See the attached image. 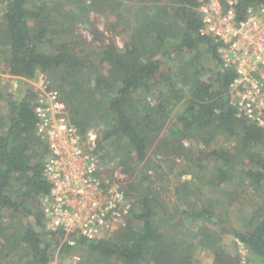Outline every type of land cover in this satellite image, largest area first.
<instances>
[{"label": "trees", "instance_id": "1", "mask_svg": "<svg viewBox=\"0 0 264 264\" xmlns=\"http://www.w3.org/2000/svg\"><path fill=\"white\" fill-rule=\"evenodd\" d=\"M61 1L85 17L90 11L116 17L111 25L116 30L126 0ZM138 1L150 11L125 29L129 37L124 48L109 42L90 55L78 43H56L49 37L61 17H71L59 2L36 7L31 0H0V74L18 80L16 93L7 94L6 110L0 114V214L8 211L15 221L6 226L0 215V264H10L9 258L19 249L24 264H49L56 247L62 254H78L76 264H197L193 242L212 251V264H264V202L241 227L227 224L211 201L199 207L194 202L180 213L192 227L178 234L167 223L169 214L157 195L137 191L135 197L130 195L133 209L128 224L107 239L79 240L72 248L61 244L59 232L44 228L40 200L49 191L43 178L47 150L35 133L36 94L30 84L40 74L55 82L72 124L81 132L99 129L101 161L116 160L127 174L145 161L167 120L171 98L183 94L174 79L178 76L187 93L177 140L162 141L160 146H174L181 155L182 139L200 142L205 158L216 161V188L234 178L228 172H236L250 180L252 189H264V132L236 116L228 96L232 72L222 66L213 41L200 37L196 0ZM258 5L264 0H239L237 16ZM99 39L97 35L95 40ZM5 53L8 57H3ZM205 53L216 68L212 81L201 79L200 58ZM172 57L177 63L174 77L164 70ZM219 136L232 140L234 147L210 148ZM131 189L135 188L127 187L129 194ZM224 237L247 250L246 263L228 258L221 244Z\"/></svg>", "mask_w": 264, "mask_h": 264}, {"label": "built area", "instance_id": "2", "mask_svg": "<svg viewBox=\"0 0 264 264\" xmlns=\"http://www.w3.org/2000/svg\"><path fill=\"white\" fill-rule=\"evenodd\" d=\"M196 2L200 37L213 41L222 66L232 72L228 96L236 116L264 132V5L249 7L240 18L239 0ZM30 84L35 133L47 150L43 178L49 191L40 200L45 230L59 232L61 244L72 248L79 240L111 237L132 217L124 172L103 164L99 129L81 132L72 124L58 89L41 75Z\"/></svg>", "mask_w": 264, "mask_h": 264}, {"label": "rangeland", "instance_id": "3", "mask_svg": "<svg viewBox=\"0 0 264 264\" xmlns=\"http://www.w3.org/2000/svg\"><path fill=\"white\" fill-rule=\"evenodd\" d=\"M31 3L36 7H41L43 4L58 3L64 11H70L69 16L71 17H61L60 25L57 28H53L55 34L49 33V37H52L56 43L65 41L78 43L77 45H81L85 52L90 55H93L95 50L103 48L109 42L113 43L118 49H123L129 37L125 29L131 26L137 18L141 20L150 11L138 0H126L121 9L122 11L120 10L121 17L119 23H117L119 25L118 29L114 30L111 25H115L118 21L116 17H106L95 11H90L85 17L84 15H79L74 7H71L70 3L61 0H31ZM97 35L100 37L98 41L95 40ZM3 57H8V54L5 53ZM186 57L188 58L189 56L186 55ZM174 60V57H172L166 63V66H164L165 72L172 74L173 77L177 71V63ZM200 63L204 69L201 79L212 81L216 68L210 55L205 53L200 58ZM40 75L47 83L56 87L52 79L46 75ZM174 79L177 87L183 90V94L178 95L181 99L178 96L171 98L172 104L169 108L167 120L159 131L158 136L152 141L145 161L136 164L134 173H124L125 187L126 189L128 186L135 188L130 190V195L134 197L137 191H150L156 194L165 212H167V215L169 214L165 218L167 223L172 226L173 232L178 234L184 232L183 228L192 227L182 217L181 211L188 209L194 202L199 207L206 200L211 201L214 210L227 224L241 227L249 221L256 207L264 202V189L257 191L252 189L250 187V180L243 178V175L236 172H228V176L233 174L234 178L216 188V161L211 158H205L204 151L206 149L201 146L200 142L192 139H182L180 144H182L185 150H182L183 153L181 155L177 153V150L173 149L174 146L171 148L160 146L162 141L174 144V141L177 140L176 129L180 128L178 118L182 115L185 108V98L183 97L187 93V87L182 86L178 76L175 75ZM0 86L2 95V98H0L1 114L6 110L7 94L16 93L18 80L10 79L0 74ZM154 88L164 93L168 92L167 87L162 85H155ZM148 100L152 104L157 103L156 100L151 99V96H148ZM233 147L234 142L225 137L219 136L210 142V148H226L231 150ZM103 164L110 169H121L116 160L107 161ZM144 175L147 180L142 181L143 177H145ZM0 215L3 216L2 221H4L6 226L15 224V221L10 216V212L4 211ZM135 225L139 226V224ZM221 244L228 258L238 257L242 263L247 262V250L241 244L236 243L231 237H224ZM193 245L197 264L213 263L214 256L210 249L196 246L195 242H193ZM23 256L24 252L19 249L9 258L10 264H24L25 260H23ZM75 257H78V254H62L59 247H56L51 252L49 264H73Z\"/></svg>", "mask_w": 264, "mask_h": 264}]
</instances>
